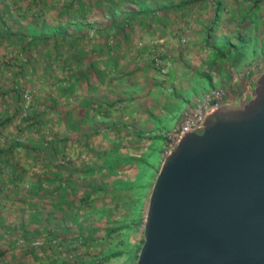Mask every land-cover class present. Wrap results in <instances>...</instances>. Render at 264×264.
Wrapping results in <instances>:
<instances>
[{"label": "rangeland", "instance_id": "374dc122", "mask_svg": "<svg viewBox=\"0 0 264 264\" xmlns=\"http://www.w3.org/2000/svg\"><path fill=\"white\" fill-rule=\"evenodd\" d=\"M45 1L37 6L42 11L41 17L37 18L31 12L28 0H0V16H4L12 30H24L26 24L35 18L43 33H46L44 24L61 26L65 34L74 39L68 42L59 36V43L55 46L54 38H49L43 43L34 44L28 52L21 48L23 41L18 42L12 37L3 41L0 39V121L12 114L15 106L20 104L16 117L8 120L0 129V147L8 146L13 139L27 145L43 144L49 140L60 144L55 151L51 148L32 151L22 146L15 147L9 158L14 162L15 170L8 167L0 172V252H5L3 256L0 255V264H82L91 259H102L111 253L116 255L104 259L101 264H135L137 247L143 239V220L149 194L159 170V166H152L157 155V144L160 143L155 137L162 135L164 139V158L168 152L167 140L184 109L177 122L162 131L161 123L167 125L168 120H165L159 107H155L145 120L143 117H130L128 111L131 112L134 107H131V103L119 101V98H127L128 84H141L143 78L139 76L132 80L121 76V80H116L115 84L107 83L106 76L102 86L98 84L93 92L82 90L80 85L72 95L65 94L67 99L57 92L58 83L76 76L78 67L73 61L81 48L110 39V47H120L121 50L125 48V42L121 44L123 39L117 35H122L121 31L127 34L133 31L134 42L125 49L124 54L121 53L115 69L133 70L136 66L147 65L156 80L155 89L169 92L172 88L167 77L173 65L172 54H168L169 44L176 42V51L184 49L189 40L193 42L199 38L200 31L211 25V37H208L205 47L213 45V37L221 45L222 33L232 48L239 46L240 49H248V40L245 39L248 33L244 29L249 27L247 14L255 16V0H198L186 9L169 8L170 5H178L181 0H163L160 4L158 0H142L148 12L136 14L135 17L133 12L138 9L136 0H120L118 6L114 7L115 21L110 19L108 11L115 0H84L78 6H69L70 0ZM6 3L11 8L10 16L1 9ZM62 4H68V7L60 17L58 11ZM162 6L165 9H161ZM239 13L245 17L235 18V14ZM154 14H164L163 21L151 17ZM226 15H232L233 21H228L231 24L226 22ZM237 28L243 29L244 34L236 33L239 32ZM105 29L112 30L104 38ZM135 30L141 32L136 33ZM139 50L141 52L136 53ZM19 53L22 59L31 54L29 67L26 66L20 75L18 70L21 65L14 58ZM180 53V62L186 61L184 52L180 50ZM175 57L178 58V55ZM154 58L160 61L159 66L155 65ZM66 61L69 64L66 65ZM253 65L255 61L249 66ZM249 66L245 70H249ZM105 89L111 93V99L117 101L114 106L103 100ZM213 89H221L224 93L222 88ZM152 104L157 105L158 102ZM193 104L187 106L192 107ZM35 106L38 111L47 112L39 127L27 119L29 108ZM65 111L71 112L70 118L59 120V115H64ZM143 121L149 126L141 131ZM44 163L47 165L44 166ZM110 166L114 168L113 172L109 171ZM141 168L146 169L145 173ZM75 169L77 171L74 172ZM57 170L72 183L73 189L79 190L77 200L90 180L95 186L105 187L106 191L93 189L91 202L86 203L83 209L61 210L60 206H53L58 202L57 197L41 192L35 194L31 190L39 176L46 171ZM70 175L71 178L67 179ZM48 176L51 178V173ZM139 178L142 184L145 183V188H141ZM46 186L53 188L50 183H46ZM83 214L87 215L85 226L97 228L93 241L86 245L69 240L78 234L75 222L83 220ZM71 215H74V220H68ZM20 222L25 224L26 234L18 230ZM45 232H51L61 239L47 244L48 238H41V234L47 236ZM62 238L68 240L61 243ZM36 240L41 244L36 245ZM31 249L35 251L28 253Z\"/></svg>", "mask_w": 264, "mask_h": 264}, {"label": "water", "instance_id": "95a60500", "mask_svg": "<svg viewBox=\"0 0 264 264\" xmlns=\"http://www.w3.org/2000/svg\"><path fill=\"white\" fill-rule=\"evenodd\" d=\"M135 264H264V72L164 157Z\"/></svg>", "mask_w": 264, "mask_h": 264}, {"label": "crops", "instance_id": "0c3cea01", "mask_svg": "<svg viewBox=\"0 0 264 264\" xmlns=\"http://www.w3.org/2000/svg\"><path fill=\"white\" fill-rule=\"evenodd\" d=\"M164 1L167 2V0ZM164 1L158 0V4ZM183 1L186 0H181L178 4ZM197 1L198 0L193 1L188 5L191 6L192 4H196ZM163 15L154 14L151 17L163 21ZM235 15V18L245 17V15L241 13ZM231 16H224L228 24L232 23H229V20L232 19L231 21H233ZM247 18H249V27L245 28L244 31L248 33L245 35V39L247 38L248 40V49H240L239 46L232 48V46H229V40L226 42L222 33L220 35L221 45L217 44L218 41L213 37V45L205 47L204 45L207 43L208 37H211L210 32L213 29L211 25L204 28L203 31H200L199 38L194 39L193 42L189 40L184 49L180 48V50L184 52L186 61L180 62L179 55L181 53L180 50L176 51V42L171 45L169 44L168 54H172L173 58V65H171L168 72L169 76L167 77L169 78V85L172 88L169 92H162L161 90L155 89L157 83L151 76V69L149 70L147 65L139 68L136 66L133 70L126 68L117 71L115 69V65L121 53L124 54L125 49L134 42L133 38L135 35L133 31H128V34L126 31L125 33L121 31L122 35H117L120 39H123L121 40V44L125 42V48L121 49L123 51L119 50L120 47L115 48V46H113L111 48L110 39L107 40V45H105L106 40L104 39L102 42L98 41L89 48H81V50L77 52V60H79L81 56L82 58L78 61L77 65L78 71L76 72V77H78L79 82L76 87L82 85V90L93 92L98 84L99 87L102 86L103 78L106 76L107 83L112 84H115L116 80L118 81L121 76L124 78H131V80L136 79L138 76L143 78L141 84L136 85L133 81V84H128L126 88V92L128 93L127 98H125V100L119 98V100L122 102L124 101L125 104L131 103V107H134L131 112L128 111L130 117H143L145 120L146 117L150 116L155 107H159L165 120H168V124H170L166 125L165 123H161L162 125L160 128L162 131L171 128L173 126L172 124L177 122L179 114L185 106L191 104L198 96L209 92L212 88H222L224 90V100L236 104L241 100L243 95H248L252 92L256 78L264 72V0H255V16L250 13L247 14ZM105 30L107 31L103 33L104 38L110 35L112 29ZM236 30L239 32H236ZM236 30V33L241 35L244 34L243 29L237 28ZM138 31L141 32V30ZM138 31L135 30L136 33ZM225 32L226 31H224V33ZM195 35L192 36L195 38ZM227 37L229 38V36H226V38ZM177 43L179 44L178 41ZM205 49L207 52H205ZM140 52V50L136 51V53ZM81 53L87 56V60L84 61L85 57L80 55ZM175 55H178V58L175 57ZM254 61L255 65L252 67L249 66ZM247 66H249V70H245ZM158 87L159 86H157V88ZM159 93L160 95H158ZM157 95L158 98L156 97ZM103 100L106 101L108 105L112 104L114 101L111 99V93L106 89L104 90ZM155 102H158V104L153 105L152 103ZM136 107L138 109H135ZM146 126H149L148 123L143 121L140 130H144ZM155 138L158 142L160 141V143L157 144V155L156 159L152 162V166H159L160 168L164 159L162 156L164 139H162V135H158Z\"/></svg>", "mask_w": 264, "mask_h": 264}, {"label": "trees", "instance_id": "16d2710c", "mask_svg": "<svg viewBox=\"0 0 264 264\" xmlns=\"http://www.w3.org/2000/svg\"><path fill=\"white\" fill-rule=\"evenodd\" d=\"M29 2H27L29 7H32L31 12H33V14L35 15L34 17H41L42 15V11L37 7L38 5H40L41 3H45L47 1L45 0H28ZM45 1V2H44ZM84 0H70L69 1V6H72V4L74 5H80L83 4ZM87 2V0H85ZM89 1V0H88ZM131 1V0H129ZM146 2V0H143ZM193 1L196 0H186L181 2L178 5H170L169 8H186V6L190 3H192ZM11 2V1H10ZM120 0H115V2H111L113 5L109 6L108 11H109V15H110V19L112 20V18L115 15V6H118ZM99 3V2H96ZM30 4V5H29ZM32 4V5H31ZM68 4H62L61 9H59L58 11V16L61 17V14L63 15V13L65 12V10L68 7ZM135 4L137 5V10L135 12H133L134 16L136 14H140V13H144L147 14V10L144 9L145 3L142 2V0H136ZM35 8V9H34ZM2 11L10 16L9 14H11V8L9 7V5L6 3L4 5L1 6ZM161 9H165V6H162ZM114 21L116 20V18H113ZM110 20V21H111ZM113 21V20H112ZM114 23V22H113ZM113 25V24H112ZM45 27V32L43 33L42 28H38L37 23H35V18H33V20L31 22H28L26 24V27L24 28V30H17L14 31L12 30V28L6 23V19L4 18V16H0V39L1 41L6 40L10 37L17 39L18 42L23 41V43L21 44V48L25 51H29L31 49V47L36 44V43H43L46 40H48L49 38H54V43L55 46L58 45L59 41L57 40V38L60 36L62 39H64L65 41L67 40L68 42L70 41H74V39H71L70 37H68V35L65 34L64 30L61 28V26H46L44 24ZM114 27V26H113ZM123 27V26H122ZM107 40L105 41V45H107ZM29 49V50H28ZM19 54L14 55V58L16 61H19L20 63V68H19V75L22 74L21 72L24 71V69L26 68V66L29 67V58H30V53L27 54V57L25 59L19 58ZM80 55H83V53H81ZM84 56V55H83ZM84 61L87 60V56H84ZM82 56L79 58V60H81ZM24 60V61H22ZM77 58L73 61V64L78 65V61ZM89 60V59H88ZM90 62V61H89ZM65 64H69L67 61L65 62ZM92 66V65H90ZM70 68V65L68 66ZM76 75V74H75ZM74 78H71L70 80H67V82H59L58 83V93H62L64 96L65 94L67 95H72L73 91L76 89V85L78 84V77L74 76ZM18 95V94H17ZM51 98V97H50ZM55 97H53L54 99ZM65 99H67L68 97H64ZM57 100V99H56ZM54 100V102L56 103L57 101ZM120 101V100H119ZM117 101L112 102L111 106H114L116 104ZM20 105V104H19ZM16 105L15 106V111L12 114H8L6 115V118H4L2 121H0V129H2L4 127V125L6 124V122L8 120H10L11 118H13L14 116L16 117L17 115V111L20 109V106ZM30 110V115L27 116L28 120H31V124H33L35 127H39L43 124V120L46 117V110H37V106L33 107V108H29ZM41 111V112H40ZM59 120H65V118H70L71 116V112L69 111H65L64 115L61 113ZM60 145V144H59ZM59 145L55 144L53 140H49L47 142H44L43 144H32V145H27L21 141L18 140H12L8 146H4V147H0V172L6 170L8 167L15 170L14 167V162L11 161L10 158V154L11 152L15 149V147H24L27 150H35V151H39L42 149H52L53 151L56 150V146L59 147ZM143 164V163H142ZM47 165L44 163V166ZM146 165V164H145ZM112 166V165H111ZM111 166L109 167V171L113 172L114 168H111ZM147 167V166H146ZM13 170V171H14ZM141 170L143 171V173H145L146 169L145 168H141ZM140 170V171H141ZM77 171V169L74 170V172ZM141 171V173H142ZM49 173H51V178H49ZM44 175L39 176V178L37 179L36 183L31 187V190L33 193L39 194L40 192L46 196L52 195L53 197H57L58 202L53 205V206H60V209L62 210V208H76L77 210L83 209V207L85 206L86 203H90L91 202V194L93 191V189H96V191H106L105 187H99V186H95L94 182L92 180H90L89 182H87L85 187V190L82 192V196L77 200L76 196L79 192L78 189H73L72 183H70V181L66 180V178H63V175L61 173L60 170L54 171V172H50V171H46L45 173H43ZM86 177V176H84ZM71 175L69 176L70 179ZM139 182L141 185V188H145L146 185L145 183L142 184V180L141 178H139ZM50 183L53 185V188H50L48 186H46ZM97 183V182H96ZM117 188L122 189V187L120 185H117ZM124 189V188H123ZM39 213H41V211H39ZM74 215L69 216L70 218H68V220L72 219ZM87 215L83 214V220L78 221L76 220L75 224L77 226L78 229V234L76 236H72L70 240V242L72 243H77L81 244V245H86L87 243H90L91 241H93L94 239V234L97 231L96 227H91V226H85V222L84 220L86 219ZM75 218H73L72 220H74ZM19 229H21V233L22 234H26V232L24 230H26V226L24 223H19ZM17 231V230H16ZM28 231V230H27ZM47 234L46 235H42V239L44 237L48 238L46 243H53L54 239L60 240L61 237L60 236H55L53 234H51V232H45ZM21 234V235H22ZM52 239V240H50ZM68 240V238H62V242H66ZM49 241V242H48ZM143 241V239H142ZM45 243V242H43ZM142 244V242H141ZM140 244V246H141ZM140 246L137 247V253H136V259H137V255L140 249ZM34 249H31L28 253H32L34 252ZM4 251L0 252V255L3 256L4 255ZM99 254V253H98ZM98 254H96L95 256H98ZM113 255H116V253H111L108 254L106 256H103L102 259H91L88 262H82V264H101L103 262L104 259H109L110 257H112ZM94 256V255H93Z\"/></svg>", "mask_w": 264, "mask_h": 264}, {"label": "built area", "instance_id": "2783aa9c", "mask_svg": "<svg viewBox=\"0 0 264 264\" xmlns=\"http://www.w3.org/2000/svg\"><path fill=\"white\" fill-rule=\"evenodd\" d=\"M154 60L156 61L155 65L159 66L160 61L158 58H154ZM229 103L230 102L224 100V93L221 89H213L198 96L192 107L186 106L182 111L179 123L173 128L172 134L167 140V154L176 145L184 133L199 128L209 114L222 105ZM35 244L39 245L41 242L36 240Z\"/></svg>", "mask_w": 264, "mask_h": 264}]
</instances>
